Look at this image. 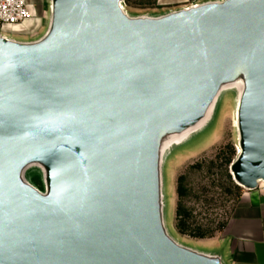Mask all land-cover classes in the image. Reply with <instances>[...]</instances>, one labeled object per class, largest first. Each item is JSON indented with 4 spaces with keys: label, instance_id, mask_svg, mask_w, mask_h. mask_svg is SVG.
Instances as JSON below:
<instances>
[{
    "label": "water",
    "instance_id": "obj_1",
    "mask_svg": "<svg viewBox=\"0 0 264 264\" xmlns=\"http://www.w3.org/2000/svg\"><path fill=\"white\" fill-rule=\"evenodd\" d=\"M45 18L0 34V264H227L170 235L162 169L231 92L229 174L264 184V0H47Z\"/></svg>",
    "mask_w": 264,
    "mask_h": 264
},
{
    "label": "rangeland",
    "instance_id": "obj_2",
    "mask_svg": "<svg viewBox=\"0 0 264 264\" xmlns=\"http://www.w3.org/2000/svg\"><path fill=\"white\" fill-rule=\"evenodd\" d=\"M125 7L131 14L164 10L157 5V0H129V5ZM45 27L46 18L40 17L38 21H28L20 26L2 27L0 34L16 40L35 39L42 35ZM232 111L233 93L226 92L220 97L209 125L172 149L163 164L164 219L168 232L182 244L202 252L220 250L210 246V240L218 237L242 190L234 188L231 176L227 178L230 175L228 161L233 160L236 154ZM182 174L186 176L188 192L182 199V205L191 215L189 224L211 232L212 237L190 238L180 235L175 228L176 182Z\"/></svg>",
    "mask_w": 264,
    "mask_h": 264
},
{
    "label": "crops",
    "instance_id": "obj_3",
    "mask_svg": "<svg viewBox=\"0 0 264 264\" xmlns=\"http://www.w3.org/2000/svg\"><path fill=\"white\" fill-rule=\"evenodd\" d=\"M25 1L35 18L46 16L47 0ZM192 1L157 0V5L174 9ZM209 245L221 250L227 264H264V184L252 191L241 190L228 221Z\"/></svg>",
    "mask_w": 264,
    "mask_h": 264
},
{
    "label": "trees",
    "instance_id": "obj_4",
    "mask_svg": "<svg viewBox=\"0 0 264 264\" xmlns=\"http://www.w3.org/2000/svg\"><path fill=\"white\" fill-rule=\"evenodd\" d=\"M124 3L125 5H129V0H124ZM231 160L232 159L228 161V166L231 163ZM227 178L230 179V175H227ZM185 179L186 176L182 174L177 178L176 182V195L178 200L175 210V228L180 235L188 236L190 238L203 239L207 237H212L211 232L203 230L200 227H191V225L189 224V219L191 215L189 211H187L182 205V199L186 197L188 193L185 186ZM234 188L236 190H239L238 186L234 185Z\"/></svg>",
    "mask_w": 264,
    "mask_h": 264
},
{
    "label": "built area",
    "instance_id": "obj_5",
    "mask_svg": "<svg viewBox=\"0 0 264 264\" xmlns=\"http://www.w3.org/2000/svg\"><path fill=\"white\" fill-rule=\"evenodd\" d=\"M32 17L25 0H0V29L5 26H20L32 20L38 21Z\"/></svg>",
    "mask_w": 264,
    "mask_h": 264
},
{
    "label": "flooded vegetation",
    "instance_id": "obj_6",
    "mask_svg": "<svg viewBox=\"0 0 264 264\" xmlns=\"http://www.w3.org/2000/svg\"><path fill=\"white\" fill-rule=\"evenodd\" d=\"M32 18L36 19L34 16Z\"/></svg>",
    "mask_w": 264,
    "mask_h": 264
}]
</instances>
